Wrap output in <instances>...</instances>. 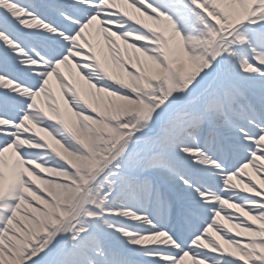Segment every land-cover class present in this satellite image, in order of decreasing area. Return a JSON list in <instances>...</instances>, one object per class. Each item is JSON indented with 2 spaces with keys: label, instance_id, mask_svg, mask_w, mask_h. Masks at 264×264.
Here are the masks:
<instances>
[{
  "label": "snow or ice",
  "instance_id": "obj_1",
  "mask_svg": "<svg viewBox=\"0 0 264 264\" xmlns=\"http://www.w3.org/2000/svg\"><path fill=\"white\" fill-rule=\"evenodd\" d=\"M0 264H264V0H0Z\"/></svg>",
  "mask_w": 264,
  "mask_h": 264
},
{
  "label": "bare ground",
  "instance_id": "obj_2",
  "mask_svg": "<svg viewBox=\"0 0 264 264\" xmlns=\"http://www.w3.org/2000/svg\"><path fill=\"white\" fill-rule=\"evenodd\" d=\"M53 85H54V88H56L57 92H58V86L55 84V81L53 82ZM58 94H59V92H58Z\"/></svg>",
  "mask_w": 264,
  "mask_h": 264
}]
</instances>
